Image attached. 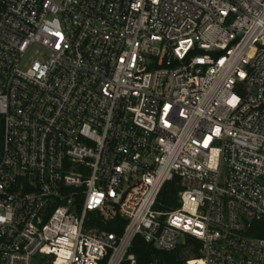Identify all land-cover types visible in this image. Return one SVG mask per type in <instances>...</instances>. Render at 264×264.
<instances>
[{
    "label": "built area",
    "instance_id": "built-area-1",
    "mask_svg": "<svg viewBox=\"0 0 264 264\" xmlns=\"http://www.w3.org/2000/svg\"><path fill=\"white\" fill-rule=\"evenodd\" d=\"M137 238L264 264V0H0V264Z\"/></svg>",
    "mask_w": 264,
    "mask_h": 264
},
{
    "label": "trees",
    "instance_id": "trees-1",
    "mask_svg": "<svg viewBox=\"0 0 264 264\" xmlns=\"http://www.w3.org/2000/svg\"><path fill=\"white\" fill-rule=\"evenodd\" d=\"M179 190L177 185V180L166 184L162 193L161 199L164 202L165 208L171 209L174 207V196ZM125 226V221L122 220L118 215H115L114 218L106 224L95 223L94 227L99 228L102 231L115 233L119 235ZM252 236H261L257 234H252ZM199 244L193 240L189 239L186 242V245L179 247L173 252H163L158 251L149 244L144 243L141 238H137L134 242L132 252L136 256L137 264H184L186 258L183 257L185 252L189 253L191 258L198 255Z\"/></svg>",
    "mask_w": 264,
    "mask_h": 264
},
{
    "label": "rangeland",
    "instance_id": "rangeland-1",
    "mask_svg": "<svg viewBox=\"0 0 264 264\" xmlns=\"http://www.w3.org/2000/svg\"><path fill=\"white\" fill-rule=\"evenodd\" d=\"M182 242H183V239L180 238V239L178 240V244L180 245V244H182ZM183 257L186 258V259H191V257L189 256V253H188V252H185V253L183 254Z\"/></svg>",
    "mask_w": 264,
    "mask_h": 264
}]
</instances>
